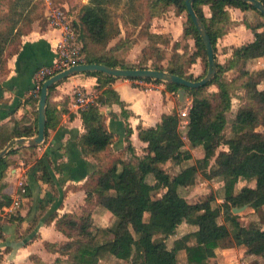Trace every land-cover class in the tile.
<instances>
[{"label":"trees","instance_id":"1","mask_svg":"<svg viewBox=\"0 0 264 264\" xmlns=\"http://www.w3.org/2000/svg\"><path fill=\"white\" fill-rule=\"evenodd\" d=\"M259 1L264 5V0ZM203 6L209 8L210 17L205 16ZM228 8L252 10L264 20L257 10L241 0L194 1V12L204 24L214 51L216 73L205 86L192 89L148 78L130 79L163 83L167 91L175 94L179 89L184 90L186 97L191 100L186 119L187 140L190 149L202 148L203 157L174 175L162 168L168 161L172 165H179L192 158L190 151L183 148L180 135L183 118L177 111L162 116L161 122L155 127H139L138 138L146 144L141 158L134 157L129 162L112 161L109 166L93 171L86 181L87 207L80 216L63 214L58 217L54 211L45 220V223L55 221L57 229L68 238V242L58 247L46 243L48 251L58 249L57 251L68 254V260L72 264H98L100 260L110 257L126 264H178L179 251L184 253L186 264H216L214 258L219 249L243 247L251 250L259 244L264 246V228L252 223L249 228L242 229L239 216L232 212L234 208L242 206H247L256 213L264 208V88H259L264 84V69L252 72L247 68L249 61L264 59V32L257 33L243 21L253 32L254 39L235 49L232 57L224 64L218 63L215 56L217 39L226 34L234 23L230 19ZM35 9L36 4H32L30 0H11L7 11L0 12V73H6L8 59L20 53L22 37L29 33L32 23L38 19V16H33ZM169 9H173L176 16L184 15L192 25V30L181 39H193L194 52L188 54L187 47H179V41L172 43L162 34L149 32L150 21L163 16ZM120 22L131 29L126 30L124 39L107 49L108 44L120 34ZM137 28L140 29L139 33L144 30L143 37L148 44L142 49L136 64H127L121 54L132 44L131 38ZM72 30L81 44L83 63L120 69H144L147 67L143 64H147L151 56L159 53V45H171L172 56L167 66L152 63L151 69L192 81L205 75L194 78L184 70L185 62L182 59L185 56H188L190 65L200 58L207 68L205 47L188 15L185 0H88L77 13ZM230 70H234L235 75L226 79L225 73ZM84 74L97 78L94 89L96 99L80 111L85 133L80 136L78 146L84 156H94L108 149L113 142V135L103 123L100 108L118 104L125 119L127 114L124 103L111 87L115 77L99 72ZM57 84L48 89V95ZM40 87L36 95L31 94L26 99L27 103L38 104ZM210 87L216 90H209ZM233 99H237L239 105L235 114L231 115ZM26 120L23 117L14 122V137L29 138L37 132V120L34 128L25 125ZM57 125V116L47 100L44 138ZM258 128L263 131L256 137ZM131 133V129L126 128L127 150L132 153L133 148L129 142ZM221 147L226 150L218 151ZM27 148L34 158L36 147ZM21 149L24 147L11 148L7 156L0 160V209L8 206L11 201V196L3 193L7 187L4 179L10 175L9 167L12 165L8 157ZM212 160L214 163L209 167ZM117 164L121 166L120 169ZM51 168L49 153L44 152L41 157L34 159L29 172L32 171L42 185L54 189L53 196L56 197L59 192L54 188ZM198 173L206 180L219 178L223 181L224 203L220 208L224 223L219 221L220 212L211 211L212 196L194 203H189L181 196L179 190L191 187ZM240 180L252 182L253 187L236 192V185ZM26 189V197H29L27 185ZM111 191L113 194H110ZM94 197L97 204L105 207L117 219L111 228L92 226L91 208ZM43 208L45 209L40 205L38 209ZM146 213L148 218L144 219ZM41 216L33 217L25 235L33 231ZM4 219L0 216L1 241L6 239L3 233ZM6 221L10 224L17 223L18 227L24 218L18 211ZM182 223L194 226L196 230L176 239L169 248L167 239L175 234ZM10 250V247H5V252ZM262 258L264 260V253ZM32 259L36 264H43L36 258Z\"/></svg>","mask_w":264,"mask_h":264},{"label":"crops","instance_id":"2","mask_svg":"<svg viewBox=\"0 0 264 264\" xmlns=\"http://www.w3.org/2000/svg\"><path fill=\"white\" fill-rule=\"evenodd\" d=\"M202 9L205 16L210 17L209 8L203 6ZM171 10V13L174 14V10ZM228 12L231 21L234 23L226 34L217 39L215 56L217 62L220 64H224L232 57L234 48H240L254 39V34L249 29L244 32L246 41L241 40L243 34L240 29L246 27L243 21L250 24L253 19L255 20L257 18V13L252 10L242 11L237 8H228ZM177 17L183 18V16ZM263 24L264 22L262 25ZM186 27H188V24H186ZM126 30H129V28L120 22V34L108 44L107 49L114 47L121 39H124ZM154 32L157 34L163 33L161 30ZM179 32L177 35L172 34V38L170 39L172 43L180 41L182 38L183 32ZM262 32H264L263 28L257 31V33ZM240 34H242L241 37L239 36ZM60 40H62V34L58 29L49 27L44 30L33 29L29 34L22 37L20 53L8 59L7 72L0 73V151L4 149L9 142L17 139L13 134L15 121H19L23 117H26L27 122H25V125L32 126L33 128L35 127L38 116V104L33 105L27 103L26 99L31 94L36 95L34 93L35 85L33 83L35 70L43 66H48L54 62L56 45ZM192 42L194 45L193 39ZM145 45H147V41L133 40L129 48L121 54L124 62L127 64H136L140 59L142 49ZM218 52L222 54L221 57H223V61L217 58ZM119 53H121V51H119ZM150 61L149 59L147 64H149ZM147 64H143V66L151 68L150 64ZM247 68L252 72L264 69V59L256 58L249 61ZM204 71L205 65L201 74H203ZM234 75V70L225 73L226 79H231ZM194 77L197 78L199 76L196 75ZM139 82L138 80H130L128 78H116L112 82L111 87L118 93L120 100L124 103V110L127 114V118L125 119L122 116V109L118 104L100 108L103 123L107 131L113 135V142L108 149L94 156H84L78 146V140L80 136L85 133V129L80 116L81 110L74 105L75 92L77 90H81L86 94H96L94 89L97 84V78L87 76L84 73L71 76L60 81L55 89L48 95L47 100L49 106L54 110V114L57 116V127L54 130H49L48 137L44 138L41 144L35 146L34 158L31 156V151L27 148L30 146H13L12 148L14 149L17 147H24V149L8 157L12 165L9 167L10 175L4 179V182L7 183V187L3 190V193L11 196V198L14 196L17 192L18 176L25 170L26 183L30 195L19 210L20 216L24 218V221L18 227L17 223H8L6 221L7 216H1L5 218L3 220V233L6 239L5 241L0 240V264H36L32 258H36L43 264H72L68 260V254L57 251L58 249H56V251H48L46 249V243L58 247L68 242V238L57 229L55 221L45 223V220L54 211H56L58 217L63 214L80 216L82 210L87 207L86 181L90 174L99 167L109 166L112 161L121 160L129 162L133 160L134 157L141 158L145 153L144 149L146 148V144L139 140L137 129L139 127L144 129L155 127L161 122L162 116L172 114L174 111L179 113V110L183 109H181V107L185 108L191 105V100L186 97L185 92L184 100L180 102L177 92L175 94L167 91L163 83L152 84L141 82L144 84L143 87V85L137 86L138 84H135ZM259 88H264V84H261ZM209 89L213 91L216 90L214 87H210ZM234 100H236L239 105L237 99L232 100L231 112L233 114H235L238 107L237 105L235 110H233ZM184 103L185 105H183ZM126 128L131 129L132 132L129 137L130 145L133 148L132 153L127 150L128 142L125 139ZM187 129V120L182 119L180 135L184 144L183 148L191 152L192 158L196 157V160H199L203 157L202 148L196 147L190 149L187 140ZM36 134L37 132L32 137ZM219 150H226V148L221 147L218 151ZM44 152L49 153L52 161L51 172L54 179V188L55 190L57 188L59 192L56 197L53 196L54 189L50 188V186L42 185L40 181L36 180V175L32 171L29 172V169L33 166L34 159L41 157ZM25 160L28 162L27 164ZM213 163L214 160L210 161L209 167H211ZM170 164H172L171 161H168L166 164L162 165V168L165 169V167ZM181 164L174 166L179 167ZM193 164L194 163H191L188 166ZM117 166L119 169L121 168L119 164H117ZM179 172L180 171L177 173ZM150 179L153 182V179ZM205 181L208 180L205 179ZM221 182L222 187L220 189L223 190V195L220 194L219 191L217 192V189L213 191L214 194L218 193V197L215 196L216 203L220 204L218 207L224 203V185L223 181ZM252 187V182L240 180L236 185V192L244 188L250 189ZM187 189L188 188H185V191H187ZM191 189H193V187ZM179 192L181 196L187 200L188 196L185 194L186 192H181V189ZM110 194H113V192L111 191ZM215 198L213 196L214 201ZM40 205L45 207V209H38ZM30 208L32 209L30 210ZM246 209H248V207ZM35 215L42 216L38 219L33 231L25 235ZM91 218L93 227L106 229H109V226L115 220L114 216L105 207L96 203L95 197L94 204L91 208ZM104 218H107L108 222L103 223L102 221ZM185 225L190 228V230H186L184 234L196 230L194 226L182 223L177 227L176 232L185 227ZM184 234H174V236L170 238H172L174 242ZM5 247H10L11 250L5 252ZM171 247L172 246L169 248ZM235 251L244 252L245 249L243 247H236L226 250H217V256L214 258L216 264H223V259L220 257V254L227 255L226 253ZM104 261L105 260H100L98 264H103ZM110 261L111 262L108 264H126L124 261L112 257H110ZM228 264L234 263L230 262Z\"/></svg>","mask_w":264,"mask_h":264},{"label":"rangeland","instance_id":"3","mask_svg":"<svg viewBox=\"0 0 264 264\" xmlns=\"http://www.w3.org/2000/svg\"><path fill=\"white\" fill-rule=\"evenodd\" d=\"M10 1L11 0H0V12L1 11H3V12L7 11ZM30 1L32 4H36V9L34 10L33 16H38V19L32 23L29 33L33 29L44 30L47 27L52 28V26L49 24L50 21L47 19V15L51 14L52 12H55V11L64 12L65 16H67V17L70 16L71 18L75 19L77 13H79L81 6L85 5L88 2V0H30ZM171 11L172 10L169 9L163 16H161L159 18H153L149 23V32L155 33L154 31H160L161 30V31H163V33H162L163 36H165V38H168V40H170L172 38V34L177 35L178 32L181 31V32H183L182 33V37H183V35L185 33L190 32L192 30V25L186 21V18L184 17V15H183V18L177 17L175 15V13L173 14V13H171ZM117 12H118V14H120V11H117ZM256 16H257V18L255 20L253 19V21H251L249 25L251 27H253L256 31H258V30H261L263 28L262 23L264 22V20L261 16H259L257 14H256ZM186 24H188V27H186ZM245 28L243 27L242 29H240L243 35L242 34L239 35L240 37L242 35L241 40H243V41H246V37L244 35V32L246 30L247 31L249 30V29H247V28L245 29ZM129 29H131V27H129ZM139 31H140V29H138V28L136 30H134V33H133L134 37L131 38V42L133 40L134 41H137V40L147 41L143 37L144 30H142L141 33H139ZM76 38L77 37L75 35V40L81 48V44L78 42V40ZM189 44H191V45H189ZM192 45H193V42H192V39L190 37H188L184 40L180 39V41H179V47L180 48L187 47L188 54L195 51L194 45L193 46ZM145 46H147V45H145ZM158 48L160 50L159 53L155 54L149 58L151 60L149 63L150 67L152 66V63H154L156 65L160 64L163 67H166L169 60H170V56H172L171 45H169V46L159 45ZM235 49H237V48H234L233 51ZM217 55H218L217 58L220 61H223V59H222L223 57H221L222 54H220L218 52ZM187 59H188V56H185L182 59V62H185L183 64L184 70L188 74H191L192 76H196V75H198V76L202 75L203 76L205 74V71L203 74H201L202 70H204V62L201 61L200 58H198L191 65L188 63ZM149 64H147V65H149ZM149 69H151V68H149ZM135 84H138L137 86L143 85V87H144V84L141 82L135 83ZM152 84H154V83H152ZM211 89H209V90H211ZM183 105H185V103ZM237 105H238V102L236 100H234L233 110H235ZM182 108H184V107H181V109ZM230 114L232 115L233 113L231 112ZM262 131H263L262 128H258L256 130V137L258 135H260L262 133ZM195 162H196V157H193L187 161L182 162V164L179 167L170 164V165H167L165 168H166V171H168L171 175H173V174L177 173L178 171H180L183 167H186L189 164L195 163ZM221 181L222 180L219 178L205 181L204 177H202L201 174L198 173L195 176L194 183L192 185L193 189H191L192 187H188L187 191H185V189H181V192H186L185 194L188 196L187 201L190 203L197 202L198 200H204L208 196H212V197L214 196V198H215V196L218 197V193L217 194L213 193V191H215L216 189H217V192L219 191L220 194L223 195V190L220 189L222 187ZM219 205L220 204L216 203V198H215V201L213 200V202H212L213 208L211 211L213 213H216V211L220 212L219 221L224 223L223 214L221 213V208L218 207ZM237 215L239 216V220H240V224H241L242 229L249 228V226L252 223H256L259 226H261L262 228H264V208L257 213L256 212L254 213L252 210H250L248 208V209L238 213ZM7 218H9V217H7ZM147 218H148V214L146 213V215L144 214V219H147ZM115 221L117 222V219H115L111 223V225L109 226L110 228L113 226ZM102 222L103 223L108 222V219L104 218V220ZM229 228H230V226H229ZM186 230H190V228H188L185 225V227L179 229L177 232L175 231V234H177V235L184 234V232ZM230 232L233 233V230L231 228H230ZM172 245H173L172 238H168L167 239V246L170 247ZM263 253H264V246L262 244H259L251 250L245 249L244 252H242V251H240V252H236V251L235 252H228V253H226L227 255H221L220 254V257H222V259H223V264H228L230 262H232L234 264H249L252 262H255L257 264H263L264 263V260L262 258ZM183 254L184 253L182 251H179L177 253L178 264H186L185 257ZM109 262H111L110 258L106 259L103 264H108Z\"/></svg>","mask_w":264,"mask_h":264},{"label":"water","instance_id":"4","mask_svg":"<svg viewBox=\"0 0 264 264\" xmlns=\"http://www.w3.org/2000/svg\"><path fill=\"white\" fill-rule=\"evenodd\" d=\"M195 0H185L186 9L188 15L191 18L192 24L199 36L202 39V42L206 51L207 58V68L205 75L199 80H187L180 76H177L172 73L153 70L149 68L144 69H120V68H112L102 64H87L82 63L76 66L70 67L69 69L62 71L43 82L40 95L38 100V116H37V134L32 138H17L9 142V144L0 151V160L7 155L9 150L13 146H30L35 147L41 144L44 140V133L46 127V101L48 95V89L57 84L58 82L69 78L71 76L77 74H83L85 72H99L103 73L115 78H128V79H137V78H148L159 80L163 82L177 84L179 86H183L186 88H198L205 86L208 82H210L216 73L215 61H214V51L211 43V39L209 34L206 31V28L197 14L194 12L193 3ZM250 4L255 10H257L264 17V5L259 0H241ZM178 100L183 102L184 100V90L180 89L177 91ZM247 206H242L240 208H234L232 210L233 214H238L244 211Z\"/></svg>","mask_w":264,"mask_h":264},{"label":"built area","instance_id":"5","mask_svg":"<svg viewBox=\"0 0 264 264\" xmlns=\"http://www.w3.org/2000/svg\"><path fill=\"white\" fill-rule=\"evenodd\" d=\"M50 25L53 29H58L62 34V40L56 45L55 60L48 66H43L37 69L33 75V83L35 85L34 93L37 94L39 87L48 78L83 63V56L81 48L75 40V34L72 30V23L74 21L70 16H65L64 12H52L47 15ZM96 99V94H86L81 90L75 92V107L82 110L88 104L93 103ZM190 105L179 111V115L183 119H187L188 110ZM26 172L25 170L18 176L17 179V192L11 198L8 206L0 209V216H11L16 214L24 201L27 199L26 189Z\"/></svg>","mask_w":264,"mask_h":264}]
</instances>
